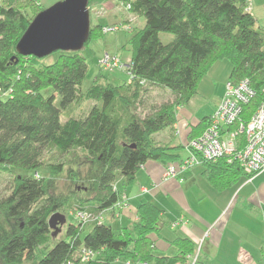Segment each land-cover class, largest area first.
<instances>
[{"label":"trees","instance_id":"obj_1","mask_svg":"<svg viewBox=\"0 0 264 264\" xmlns=\"http://www.w3.org/2000/svg\"><path fill=\"white\" fill-rule=\"evenodd\" d=\"M117 1L129 3V12L144 18L142 28L129 30L131 81L119 86L100 82L99 66L84 92L81 85L88 65L80 53L57 52L51 64L44 65L39 62L42 58L16 51L32 19L45 10L40 0H0V172L20 171L9 192L0 197V264L191 260L195 250L186 239L172 241L177 251L172 257L154 252L150 235L157 231L161 209L151 202L139 204L138 221L118 233L107 224L94 223L81 237L84 223L77 222L74 214L82 210L97 215L112 209L119 200L113 183L122 178L124 185H131L147 161L179 160L174 148L154 137L174 124L175 108L197 94L201 79L216 62L227 61L228 80L248 79L255 93L243 108V123L264 102V33L246 10L249 0ZM89 30L84 47L105 35L96 24ZM162 32L172 35L173 41L162 43ZM153 87L166 89L172 99L140 116L137 110L146 105ZM48 89L51 92L44 95ZM86 101L93 104L85 115H68L61 121L66 110ZM209 118L200 120L190 139L201 134ZM45 151L67 158L53 163ZM201 166L217 192L251 177L243 174L237 161L228 163L226 158L202 161ZM57 212L70 214L73 224L63 230V237L54 239L57 234L47 221ZM178 224L181 221L173 226ZM48 244L52 248L37 260L38 249ZM84 253L91 255L87 261H82Z\"/></svg>","mask_w":264,"mask_h":264},{"label":"crops","instance_id":"obj_2","mask_svg":"<svg viewBox=\"0 0 264 264\" xmlns=\"http://www.w3.org/2000/svg\"><path fill=\"white\" fill-rule=\"evenodd\" d=\"M248 7L257 27L264 33V0H249ZM114 17V22L99 26L103 28L118 22L130 30L138 28L132 23L138 21L140 16ZM221 63L213 64L205 75L217 76L215 80L219 85L218 89L214 86V93L210 92V109L197 118L188 112L185 122L179 121L178 114L197 96V88V94L187 105L175 108L174 124L154 137L159 144L174 148L172 153L181 154L179 160L168 163L147 161L135 173L131 185H124L122 178L116 180L113 186L118 193V201L121 202L122 196H125V206L103 213L110 211L108 219L118 221L120 231L138 221L137 206L148 201L161 209L157 231L150 235L157 255L174 256L177 251L172 241L178 238L189 240L195 250L192 259L187 257L184 264H264V182H259L260 176L241 180L237 185L217 192L206 181L204 166L195 165L189 170L179 171L182 160L189 156L185 145L190 141V136L198 128L200 120L211 117L224 94L231 68ZM222 70L223 74L219 76ZM170 164L175 166L178 174L165 179V170ZM197 166L200 167L199 172L194 173L196 169L193 168ZM177 220L181 224L174 227L173 223Z\"/></svg>","mask_w":264,"mask_h":264},{"label":"built area","instance_id":"obj_3","mask_svg":"<svg viewBox=\"0 0 264 264\" xmlns=\"http://www.w3.org/2000/svg\"><path fill=\"white\" fill-rule=\"evenodd\" d=\"M120 5L126 12H129V3L120 2ZM246 10H249L248 6ZM121 28L129 29L122 24H117L103 27L102 32L103 34L117 32ZM98 63L104 71L108 72L114 70L128 71L131 62L123 63L106 54ZM131 78L129 76V82ZM254 95L248 79H243L237 83L228 80L225 83L224 94L209 118L207 127L199 136L190 139L185 145L189 156L182 160L179 171L201 165L202 161L213 162L224 158L227 159L228 163L237 161L246 177L251 176L250 178H252L264 171V102L257 107L248 122L243 123L241 121L243 108ZM240 136L243 138L242 144ZM177 174L175 166L170 164L165 170L164 178H173ZM125 201L126 197L122 196V201H118L114 207H124ZM74 219L84 224L88 222L103 224L101 214L94 215L82 210L75 212ZM89 256L91 255L84 253L82 261H87Z\"/></svg>","mask_w":264,"mask_h":264},{"label":"rangeland","instance_id":"obj_4","mask_svg":"<svg viewBox=\"0 0 264 264\" xmlns=\"http://www.w3.org/2000/svg\"><path fill=\"white\" fill-rule=\"evenodd\" d=\"M62 0H40L41 7L44 9H47L49 6L58 3ZM88 18L90 19V24H97V25H105L107 23H111L115 21V17L123 18L124 16L128 17L130 12H126L123 8V6L120 5V2L117 0H88ZM90 9V10H89ZM41 12V11H40ZM106 12V13H105ZM106 14L102 16L103 14ZM38 14V13H37ZM144 18L139 17L138 21L135 23L133 22L132 25L135 27H138L143 25ZM117 24H121L118 23ZM114 24V25H117ZM113 25V24H110ZM107 25V26H110ZM123 25V23H122ZM129 28V27H128ZM130 28L127 30L124 28H121L117 30V32H106L105 35H103L100 39H97L95 41L90 42L87 46H85L83 49L78 51L81 56L85 57L86 64L88 65V70L86 73V78L84 82L82 83V91H86L90 85L92 84L93 80L98 75L99 72V61L108 54L109 56L115 58L116 60H119L123 63H127L130 59V50L127 46V41L129 40L130 36ZM159 38L162 41V43H169L173 41L174 37L172 35L162 32L159 34ZM126 46V48L122 49L123 46ZM58 56V53H52L50 56L42 58L41 61H39L41 64L48 65L51 64V62ZM37 62V64L39 63ZM225 67L229 66V63L225 60H222V63ZM102 74L101 81H106L107 83H111L112 85L119 86L120 84H123L129 80V75L126 72L123 71H104L101 70L100 72ZM223 74V70L219 74L221 76ZM217 76H213V74H209L207 77L205 76L201 80V84L198 86V94L194 98L191 99V101L188 103V106H185L184 109L178 114L179 121L181 123L185 122V119H187V114L190 112L192 116L199 117L202 113H206L207 110L211 107V93H214V86H216V89H218V83L215 80ZM212 91V92H211ZM51 92V89L43 91L44 95H47ZM211 92V93H210ZM172 99L171 94L165 89H162L160 87H153L149 90L147 97H146V105H144L143 108H140L137 110V114L140 116H143V114L149 109L151 106H159V104L165 103L166 101H170ZM92 101H86V103L80 104L78 106H75L66 110L63 114V119H61L62 122L65 120V118L68 117V115H72L76 117V115L81 114L85 115L87 111L89 110L90 106H92ZM44 156L47 160L52 161L53 163L58 161H65L66 158H60L57 155L52 154L51 151H45ZM182 155L184 152H181ZM181 155V154H180ZM191 169V168H190ZM196 169L193 172L198 173V169H200L199 166H197ZM189 170V169H188ZM20 172V171H19ZM18 170L12 171V169H7L0 172V197L5 196L9 191V186L11 184L12 178L19 173ZM256 176V175H255ZM259 177V182H264V171L257 174ZM110 211H106L101 216L102 221H104V224H110L113 232H120L119 227L120 224L117 221L112 222V220L108 219ZM64 214V213H63ZM180 221V220H177ZM65 222L66 224L62 226H58V231H56L57 236L54 237V239H57L59 237L64 236L63 230L66 229V227L69 224H73V217L67 212H65ZM264 225V224H263ZM94 226L93 222H88L83 225L81 229V237L86 235ZM52 244H48L47 247L43 249H38L36 257L37 260H39L42 256V254H45L48 252L49 249L52 248ZM37 262V261H36ZM24 264H32L30 262H26Z\"/></svg>","mask_w":264,"mask_h":264},{"label":"water","instance_id":"obj_5","mask_svg":"<svg viewBox=\"0 0 264 264\" xmlns=\"http://www.w3.org/2000/svg\"><path fill=\"white\" fill-rule=\"evenodd\" d=\"M88 0H62L39 12L16 43L19 55L37 59L57 52H78L87 42L90 19ZM47 223L51 230L66 224L65 217L57 212Z\"/></svg>","mask_w":264,"mask_h":264}]
</instances>
